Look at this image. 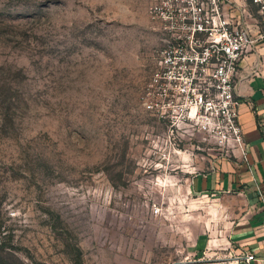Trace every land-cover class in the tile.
Here are the masks:
<instances>
[{"label":"rangeland","instance_id":"1","mask_svg":"<svg viewBox=\"0 0 264 264\" xmlns=\"http://www.w3.org/2000/svg\"><path fill=\"white\" fill-rule=\"evenodd\" d=\"M151 1L0 0V264H221L215 145L142 107Z\"/></svg>","mask_w":264,"mask_h":264},{"label":"built area","instance_id":"2","mask_svg":"<svg viewBox=\"0 0 264 264\" xmlns=\"http://www.w3.org/2000/svg\"><path fill=\"white\" fill-rule=\"evenodd\" d=\"M250 5L255 21L245 0L150 2L148 17L162 45L141 103L164 126L173 152L185 137L200 135L221 157L245 160L236 77L257 40L264 43V0Z\"/></svg>","mask_w":264,"mask_h":264},{"label":"crops","instance_id":"3","mask_svg":"<svg viewBox=\"0 0 264 264\" xmlns=\"http://www.w3.org/2000/svg\"><path fill=\"white\" fill-rule=\"evenodd\" d=\"M263 55L264 43L258 39L256 49L241 63L236 77L245 160L212 152L208 169L192 173L188 182L191 193L220 207L225 228L221 247L217 248L223 251L221 264H264ZM254 66L259 70L256 75L252 74ZM207 247L201 244L196 249Z\"/></svg>","mask_w":264,"mask_h":264}]
</instances>
